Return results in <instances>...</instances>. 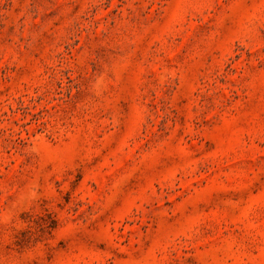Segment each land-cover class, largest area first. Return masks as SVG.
I'll return each instance as SVG.
<instances>
[{
	"label": "rangeland",
	"instance_id": "1",
	"mask_svg": "<svg viewBox=\"0 0 264 264\" xmlns=\"http://www.w3.org/2000/svg\"><path fill=\"white\" fill-rule=\"evenodd\" d=\"M0 264H264V0H0Z\"/></svg>",
	"mask_w": 264,
	"mask_h": 264
}]
</instances>
